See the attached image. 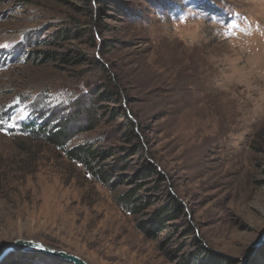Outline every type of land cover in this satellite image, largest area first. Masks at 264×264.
Here are the masks:
<instances>
[{
	"label": "rangeland",
	"instance_id": "374dc122",
	"mask_svg": "<svg viewBox=\"0 0 264 264\" xmlns=\"http://www.w3.org/2000/svg\"><path fill=\"white\" fill-rule=\"evenodd\" d=\"M0 45V249L264 264V242L245 262L264 232V0H0ZM65 117L67 148L101 152L105 184L29 134ZM137 185L131 215L120 197ZM169 197L182 211L147 235Z\"/></svg>",
	"mask_w": 264,
	"mask_h": 264
},
{
	"label": "trees",
	"instance_id": "16d2710c",
	"mask_svg": "<svg viewBox=\"0 0 264 264\" xmlns=\"http://www.w3.org/2000/svg\"><path fill=\"white\" fill-rule=\"evenodd\" d=\"M40 52H36V54H39ZM22 54V51L18 52V55ZM51 56L49 53L44 52L43 58L49 59ZM99 99H108V96L106 94H100ZM52 115H48V119ZM68 116V115H67ZM66 116V117H67ZM64 118L58 119L56 118V123L52 124V128H50V125H41L40 127H29L30 135L32 137H43V139L46 141L47 146L56 150H62L64 153L65 158L71 162L79 164L82 167H85L87 170V175L92 179V181H96L98 183L105 184L106 183V176L105 172H102L101 170H94L91 168V162L96 159L95 157H99L98 150L89 149V147L84 146H76L71 149L67 148V143L72 137V128L69 127L67 123V119ZM54 121V119H51L49 121ZM58 121V122H57ZM64 121V122H63ZM51 123V122H50ZM125 166L121 167V170ZM145 170L146 176H153L156 173V170L153 169V167L147 166ZM158 175V174H157ZM122 178V177H121ZM162 180L161 177H158L157 182L160 183ZM137 187H140V185H137L134 189L128 190L125 195H122L120 197V207L122 210H126L129 214H135L138 212V208L140 206L135 205V194ZM155 189H157V185L155 186ZM182 211V206L179 203L178 199L174 197H169V200L166 202L165 205L158 207L155 211L151 213L149 216L148 221L146 222L149 224V228L145 229V226L143 223L139 224V227L143 229L147 235L153 234V229H164L165 223H167L170 220L175 219V217ZM201 252L192 254L189 259L182 262V264H205L202 262L197 263V260L200 259L202 256ZM213 263H215L217 260H212ZM212 262H210L211 264Z\"/></svg>",
	"mask_w": 264,
	"mask_h": 264
},
{
	"label": "water",
	"instance_id": "95a60500",
	"mask_svg": "<svg viewBox=\"0 0 264 264\" xmlns=\"http://www.w3.org/2000/svg\"><path fill=\"white\" fill-rule=\"evenodd\" d=\"M263 242H264V232L255 242H253L249 246L245 257V262L248 261L251 255L263 244ZM15 252L39 254L44 257L54 260H60L69 264H88L87 262H85L84 260L73 254L51 248L49 246L42 244L41 242H36L32 240H21V239L9 242L0 249V261L8 254Z\"/></svg>",
	"mask_w": 264,
	"mask_h": 264
},
{
	"label": "snow or ice",
	"instance_id": "6c2138e0",
	"mask_svg": "<svg viewBox=\"0 0 264 264\" xmlns=\"http://www.w3.org/2000/svg\"><path fill=\"white\" fill-rule=\"evenodd\" d=\"M3 45H0V47H2ZM0 122H2V121H0Z\"/></svg>",
	"mask_w": 264,
	"mask_h": 264
}]
</instances>
